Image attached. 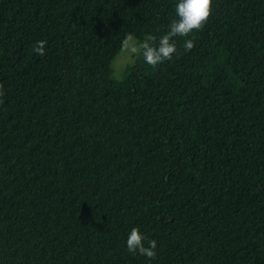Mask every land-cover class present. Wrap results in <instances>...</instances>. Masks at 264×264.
I'll list each match as a JSON object with an SVG mask.
<instances>
[{"label": "trees", "instance_id": "1", "mask_svg": "<svg viewBox=\"0 0 264 264\" xmlns=\"http://www.w3.org/2000/svg\"><path fill=\"white\" fill-rule=\"evenodd\" d=\"M177 3L0 0V264H264V0H214L116 78Z\"/></svg>", "mask_w": 264, "mask_h": 264}, {"label": "clouds", "instance_id": "2", "mask_svg": "<svg viewBox=\"0 0 264 264\" xmlns=\"http://www.w3.org/2000/svg\"><path fill=\"white\" fill-rule=\"evenodd\" d=\"M214 11V0H178L175 12L178 19H174L170 25V31L159 38L154 35H146L143 42L135 40L129 34L122 41V48L133 56H142L144 61L152 66L170 61L178 53V48L173 37H188L193 32L202 31ZM46 41H38L34 46V52L39 55L45 53ZM194 47V40L187 39L184 43L185 51H191ZM0 85V89H2ZM4 93L0 91V96ZM147 241V246L145 244ZM127 250L132 254L146 256L149 259L156 257L157 241L148 239L139 228L133 227L126 240Z\"/></svg>", "mask_w": 264, "mask_h": 264}, {"label": "rangeland", "instance_id": "3", "mask_svg": "<svg viewBox=\"0 0 264 264\" xmlns=\"http://www.w3.org/2000/svg\"><path fill=\"white\" fill-rule=\"evenodd\" d=\"M136 40V39H135ZM135 56L126 52L124 49L117 55L115 60H113L112 67L114 68V75L116 78L120 79L123 75L125 68L128 64L132 63Z\"/></svg>", "mask_w": 264, "mask_h": 264}]
</instances>
